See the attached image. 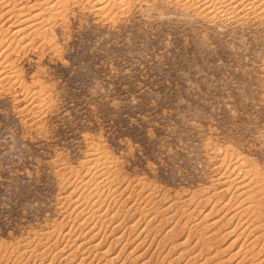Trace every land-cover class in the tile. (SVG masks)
I'll return each mask as SVG.
<instances>
[{
  "label": "rangeland",
  "instance_id": "374dc122",
  "mask_svg": "<svg viewBox=\"0 0 264 264\" xmlns=\"http://www.w3.org/2000/svg\"><path fill=\"white\" fill-rule=\"evenodd\" d=\"M55 1L62 10L42 13L44 36L2 40L17 79L0 84V263L37 264L17 257L41 252L57 227L75 230L66 215L92 192L83 183L97 158L119 189L93 198L116 218L103 228L116 260L88 264H247L239 249L252 235L239 234L238 201L229 208L232 188L216 178L230 158L264 182V10L210 14L196 0H125L99 13L89 0ZM114 236L120 243L111 245Z\"/></svg>",
  "mask_w": 264,
  "mask_h": 264
},
{
  "label": "bare ground",
  "instance_id": "6f19581e",
  "mask_svg": "<svg viewBox=\"0 0 264 264\" xmlns=\"http://www.w3.org/2000/svg\"><path fill=\"white\" fill-rule=\"evenodd\" d=\"M25 1L27 2V1H30V0H25ZM54 1L55 0H34V2L31 3L33 5L30 6V5H26V4L25 5L19 4V3H21V2H19V0H0V21L3 18H5V17H6V20L7 19H13V21L11 22V25H9L10 29L7 27L9 30H6V32L2 31L3 35L0 34L2 36V38L0 37V49H1L2 45L4 44V43H2V40H5L7 43H9V45L10 44H14V43L16 45H19V44L21 45L23 42H25L26 37L28 35H30V34L32 35V33H34L35 31L38 32L39 29L42 30L43 29V25H42L43 23L41 21V20H43L42 19L43 18L42 17V13L43 12L44 13H46V12L52 13V11L54 12V5H55L54 4ZM59 1H62V2H59ZM78 1H84V0H78ZM87 2H90V3L92 2V5L94 6V8L100 13V11H102V10L105 11L104 9L110 3L111 4H116L117 5V8H119L118 6H121V4L125 2V0H89ZM179 2H181L180 4H181L182 7H189L190 5L192 6L194 4V3H190V0H179ZM196 2L197 3H195V4L200 5L201 8L206 9L207 10L206 12L207 13L209 12L210 14H212V13L213 14H218V13H222L223 11H226V12L228 11L229 15H231V14H233L234 9L236 8L237 5H239L240 8L243 7V11L244 12H245V10H251L253 12V14L256 13V14L261 15V14H263V10H264V0H196ZM59 3L60 4L63 3V0H58L57 5H60ZM126 4H127V2H126ZM59 7L60 6H57L56 9H55V11ZM58 10L60 11L62 9H58ZM58 10H57V13H58ZM54 13H56V12H54ZM57 13H56V16L58 15ZM50 15H48V16H50ZM226 15H228V14L226 13ZM53 17H55V14H54ZM44 27H45V24H44ZM45 30H47V29L45 28ZM43 32H44V30L42 32H38V33H42L43 36H44L45 33H43ZM34 35H36V34H34ZM33 37L34 36H32L31 38L33 39ZM27 38L29 40V37H27ZM26 43H28V42H26ZM30 43H32V42H30ZM21 48H23V47H21ZM3 50H5V48H3ZM3 50L1 49V51H0V84H4V83H7V82H10L11 83L13 81V79L16 82V79L17 78H16V76L14 78V75H13L16 72L11 74V73H9L7 71V68H6L7 66H5V65H7L6 63L8 61L6 60L7 62H5L6 56H5V58L4 57L2 58V54L4 53V52L2 53ZM2 59H4V61H2ZM4 62H5V65H4ZM8 67H10V66L8 65ZM224 158H225V156H224ZM101 159H103V158H101ZM228 159H230V158H228ZM228 159H227V164H226L227 166H226L225 170L223 171V174L220 175L221 177L219 176L216 179H218L219 183L223 184L224 188H226L225 189L226 192L228 191V188L229 187H230L229 189L232 188L231 189L232 191L229 190V192H231V195H230L231 198H229L230 199L229 208H232L233 207L231 205L232 204V201H234V200L235 201H238L237 204H236V208L237 207L238 208L231 215V218H234V217L238 218V223H236V224L242 228V231L239 234L246 233L247 234L246 236L252 235L251 240H249V242H247L248 245L246 243L247 247L244 246V243L245 242L242 243L243 246H240L241 247V249H239L240 252H241L240 255H242V257H240V261L241 260H243V261L244 260L245 261L247 260V264H264V182H263V180L257 179V177H252V178L249 177L248 176L249 175L248 174V171H246L245 169H242L241 165L237 162V160H236V162L235 161L232 162L231 159L230 160H228ZM99 161L100 160L96 158V160L93 163L95 165V167L88 166V168H89L88 170L89 171H92V168H94V171L92 173L93 175H91L92 178L89 181H87V182L84 181V183H83V187L86 186V189H87V187L89 189V187L92 186L93 187V188H91L92 192L89 191L88 194H85V195L80 196V197H77L76 196L78 199H75L74 202L72 203L74 205V207H72V209L74 208L75 209V212H76V210H78V213H75V214L74 213H71L72 216H73V214L75 215L73 218L71 217V214L66 215V218H67V222L66 223H71L72 226H73L74 221H75V224H76V220L75 219L78 220L77 221L78 222L77 225H75V227H76L75 230L73 229L74 230L73 231L72 229H69L70 232H69V230H68V232L67 231L64 232L63 231V228L61 226L60 227H57V228L54 227L55 228L54 230H52L51 232H48L47 235L44 236V237H46L45 240L47 239V242H48V239L51 240L50 238H52L53 241L51 243H47L48 245L45 242H43L41 245L39 244L40 245V248L39 249H41V252L39 251L40 253L37 251V254H34L35 252L33 253V250L31 251V253H29L30 251L29 252L24 251L22 253L20 252V256H18L17 258H20V257L21 258H25L26 256H28V257H32L33 256L34 257L33 259L39 261V263H37V264H44V261L45 260H48L47 258H51L50 261L47 264H54V262H53L54 260H58V262H57L58 264H85L86 262H87L86 264H88L93 259H98L100 261V259H106L108 257H109L108 260H110V263L111 262H114L116 260V258H113L114 256L112 258H110V256L112 255L113 252L110 249H106V248H108V246H107V244H105L109 235H106L104 233V230L106 229L105 225L107 226L109 223H111L116 218H114V216L113 217L111 216L112 218L111 217L108 218L106 216V214H107L106 212H105V215L103 214V212H102V214L99 213L100 212L99 206L97 205L98 207H96V202H95L96 200H93V198L95 199L94 196H96V199H99V198L102 197V195H104L105 197H110V198L111 197H114L115 194H116V192L119 189H118V187L116 188V186L114 184V181H115L116 178H114V177L111 176L112 179H109V174H110L111 171L109 170L110 166H108L109 165L108 162L105 161V160H103V161L101 160V162H99ZM220 161H222V158H221ZM221 164H223V163L221 162ZM226 169H229L230 171H228ZM88 170H85V171H88ZM225 171H228V173H226ZM106 173H108V176H105ZM232 173L233 174L235 173V176L234 177L232 176ZM101 175L102 176H105L107 178H105V179L103 177L100 178ZM250 176H252V175H250ZM247 177H249L250 180L247 181ZM99 184H100V186L103 187L102 191H100L101 189H99V186H98ZM76 188L78 189V187H76ZM76 188L74 190H76ZM120 191L124 192L125 190H120ZM80 192H82V191H80ZM119 195H120V193H119ZM117 197H118V195H117ZM146 200H148V199H146ZM146 202H148V201H146ZM98 204L101 205V203H98ZM133 204H134V202H133ZM183 204H184V202H183ZM225 205H227V204H225ZM225 205H223V206H225ZM137 208L135 207L136 210H137ZM141 210H139L140 211L139 212L140 213L139 215H143V213H144ZM127 211H126V213H127ZM226 213H227V211H226ZM66 223H65V225H66ZM117 224H118V222H117ZM130 224L131 225L127 229L128 232H132L134 230V228H135V226L133 225L134 223L133 224L130 223ZM87 226H90V228L89 229L86 228L87 230L85 231V234H84L83 227H87ZM119 226H121V225H118L117 228ZM114 227H115V225H114ZM69 228H71V226ZM103 228H105V229H103ZM234 228H236V227H234ZM101 229H103L102 232H101ZM71 230H72V232H71ZM214 230H217V229H214ZM189 231H188V233H189ZM88 233H91V235L87 238L86 235ZM110 233H113V230H111ZM120 235H121V233H120ZM138 235H139V233H138ZM119 237L114 236V238L112 240H110V243L109 244H111V242H113V243L115 242L117 244L120 241V238ZM237 238H239V237H237ZM95 239H97V240L99 239V240L97 242H95ZM203 241H205V240H203ZM232 242L234 244V241L233 240H232ZM59 243H61L60 245H62L61 248L58 247L59 245L57 246V244H59ZM205 243L208 244V242H205ZM54 247H58L59 250L56 251L54 249ZM171 248H173V246ZM224 248L226 249L228 247L226 246ZM224 248H222V249H224ZM208 250H209V247H208ZM210 250H211V247H210ZM239 250L237 252H234L237 256L240 253ZM53 251H54V253H53ZM199 251H200V249H199ZM205 251H207V250H204V252ZM220 251H221V249H220ZM77 252H80V254L78 255ZM194 255H196V254H194ZM117 256H119V254ZM234 256H233V258H234ZM231 257H229V258H231ZM15 258H12L13 261H14ZM190 259H193V258L190 257ZM5 261H6V259H5ZM20 262L21 261H19V263ZM106 262H107V260H106ZM192 262H194V261H192ZM216 263H218V262H216ZM3 264H5V263H3ZM13 264H14V262H13ZM26 264H27V260H26ZM32 264H35V261L32 262Z\"/></svg>",
  "mask_w": 264,
  "mask_h": 264
}]
</instances>
